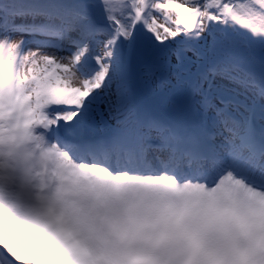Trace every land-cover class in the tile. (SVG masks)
I'll return each mask as SVG.
<instances>
[{"label":"snow or ice","instance_id":"6c2138e0","mask_svg":"<svg viewBox=\"0 0 264 264\" xmlns=\"http://www.w3.org/2000/svg\"><path fill=\"white\" fill-rule=\"evenodd\" d=\"M0 264H264V0H0Z\"/></svg>","mask_w":264,"mask_h":264}]
</instances>
